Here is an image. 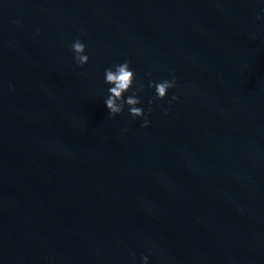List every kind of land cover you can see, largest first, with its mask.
<instances>
[{
	"label": "water",
	"instance_id": "obj_1",
	"mask_svg": "<svg viewBox=\"0 0 264 264\" xmlns=\"http://www.w3.org/2000/svg\"><path fill=\"white\" fill-rule=\"evenodd\" d=\"M262 7L0 0V264H264ZM125 59L177 77L147 127L104 104Z\"/></svg>",
	"mask_w": 264,
	"mask_h": 264
},
{
	"label": "clouds",
	"instance_id": "obj_2",
	"mask_svg": "<svg viewBox=\"0 0 264 264\" xmlns=\"http://www.w3.org/2000/svg\"><path fill=\"white\" fill-rule=\"evenodd\" d=\"M258 2L264 5V0H258ZM256 19L264 21V7L257 13ZM16 23L18 24L19 21ZM39 31L37 28V34ZM82 35H85L83 30ZM69 47L77 66L83 67L89 62L90 56L87 52V45L80 37L74 39ZM131 65V60L125 59L104 68L103 82L107 86L104 104L110 117H116L127 110L132 120L141 119V126L147 127L151 122L149 116L153 111V105L168 98V106L158 105L161 111L167 114L171 111V104L179 99L175 92L169 97V91L177 87V77L175 74L169 73L166 77L156 79L153 78V73L150 70L145 74L147 77V85H145L137 80ZM146 87L153 90L152 96L147 101V110H145L142 99ZM141 264H149L148 255L141 257Z\"/></svg>",
	"mask_w": 264,
	"mask_h": 264
}]
</instances>
